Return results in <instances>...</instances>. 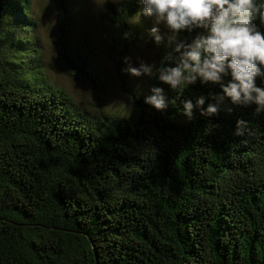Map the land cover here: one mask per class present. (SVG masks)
Here are the masks:
<instances>
[{
    "label": "trees",
    "instance_id": "obj_1",
    "mask_svg": "<svg viewBox=\"0 0 264 264\" xmlns=\"http://www.w3.org/2000/svg\"><path fill=\"white\" fill-rule=\"evenodd\" d=\"M52 2L58 63L95 102L50 77L34 1L0 0V264H264V112L225 100L186 119L180 100L221 89L129 82L133 48L153 46L157 66L170 50L141 4L105 2L102 47L87 31L75 38L77 0ZM109 64L124 106L105 101ZM148 85L175 105H147Z\"/></svg>",
    "mask_w": 264,
    "mask_h": 264
},
{
    "label": "clouds",
    "instance_id": "obj_2",
    "mask_svg": "<svg viewBox=\"0 0 264 264\" xmlns=\"http://www.w3.org/2000/svg\"><path fill=\"white\" fill-rule=\"evenodd\" d=\"M131 2L142 5L139 17L152 20L148 34L154 43L170 50L159 66L140 58L134 65L126 56L123 71L138 79H158L176 92L197 81L202 85L218 84L220 93L201 94L194 97V102L180 100L181 114L188 120L193 119L194 108L202 116L216 115L225 100L236 106L255 105V112H264V0ZM194 30L199 31L189 42L178 38L180 33ZM147 88L144 102L150 107L164 111L169 103L175 105L177 97L169 100L162 87ZM245 124L237 120L234 135H244Z\"/></svg>",
    "mask_w": 264,
    "mask_h": 264
},
{
    "label": "rangeland",
    "instance_id": "obj_3",
    "mask_svg": "<svg viewBox=\"0 0 264 264\" xmlns=\"http://www.w3.org/2000/svg\"><path fill=\"white\" fill-rule=\"evenodd\" d=\"M33 1L34 14L39 22V34L45 47L46 62L50 77L59 84L65 86L83 104L94 103V96L85 87L83 82L68 77L58 63L54 41L56 12L52 0ZM106 1L107 0H77V19L74 25L75 38H79L83 32L87 31L92 37L100 41L102 47L105 46L109 40V35L101 27L100 14L104 10V4ZM148 19L152 22L150 18ZM161 30L164 31L163 27ZM127 57L131 58L134 65L138 62V58L154 63L155 50L153 46L137 45L129 54H127ZM125 66L127 67L126 64ZM108 72L110 82L109 88L104 94L105 101L107 102V105L110 106L121 105L122 103L124 106L128 97L126 91L123 89V84L117 75V69L109 64ZM145 80L146 78L138 79L130 76L129 82L132 85H141Z\"/></svg>",
    "mask_w": 264,
    "mask_h": 264
}]
</instances>
